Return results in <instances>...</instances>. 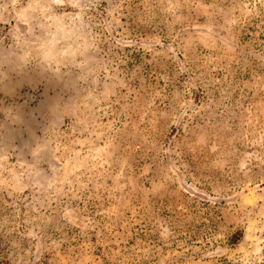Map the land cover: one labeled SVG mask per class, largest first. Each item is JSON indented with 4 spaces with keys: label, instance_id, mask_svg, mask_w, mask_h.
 <instances>
[{
    "label": "rangeland",
    "instance_id": "obj_1",
    "mask_svg": "<svg viewBox=\"0 0 264 264\" xmlns=\"http://www.w3.org/2000/svg\"><path fill=\"white\" fill-rule=\"evenodd\" d=\"M0 264H264V0H0Z\"/></svg>",
    "mask_w": 264,
    "mask_h": 264
}]
</instances>
